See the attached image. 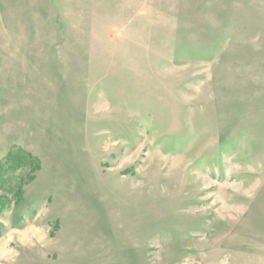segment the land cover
Segmentation results:
<instances>
[{"label": "rangeland", "instance_id": "1", "mask_svg": "<svg viewBox=\"0 0 264 264\" xmlns=\"http://www.w3.org/2000/svg\"><path fill=\"white\" fill-rule=\"evenodd\" d=\"M0 264H264V0H0Z\"/></svg>", "mask_w": 264, "mask_h": 264}]
</instances>
